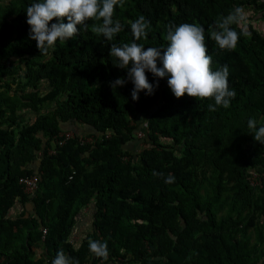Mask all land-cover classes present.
Segmentation results:
<instances>
[{
  "label": "trees",
  "instance_id": "obj_1",
  "mask_svg": "<svg viewBox=\"0 0 264 264\" xmlns=\"http://www.w3.org/2000/svg\"><path fill=\"white\" fill-rule=\"evenodd\" d=\"M34 2L0 0V264H51L61 249L79 264H264V145L247 127L249 118L264 125V0H125L112 41L89 20L51 55L29 38ZM235 7L246 20L232 27L250 35L222 51L208 30ZM141 15L150 25L137 43L146 48L166 47L171 24L205 28L212 70L229 68V108L176 98L167 77L147 72L159 81L153 95L134 101L131 81L110 87L126 77L111 44L131 43ZM32 174L39 186L30 194L19 180ZM87 206L92 221L76 243ZM89 239L107 242V261Z\"/></svg>",
  "mask_w": 264,
  "mask_h": 264
},
{
  "label": "clouds",
  "instance_id": "obj_2",
  "mask_svg": "<svg viewBox=\"0 0 264 264\" xmlns=\"http://www.w3.org/2000/svg\"><path fill=\"white\" fill-rule=\"evenodd\" d=\"M124 3L125 0H36L26 9L29 38L36 41L40 54L51 55L56 50L57 42L64 43L72 39L80 32L81 26L87 29V21L93 20L98 23L91 27L92 33L112 41L122 31L121 23L113 20L115 8H123ZM245 20V10L235 7L227 16L217 20L214 28L210 26L208 38L222 51L235 50L240 35L249 36L250 33L244 29L238 33L232 25L239 26ZM149 25L150 22L141 15L130 25L133 36L131 43L121 46L111 44L109 56L115 58L114 66L126 70V77L109 82L110 87L116 89L131 81V97L134 101L139 99L140 92L153 95L159 81L150 83L147 72L154 78L167 77V85L176 98L187 94L197 100H214V104H208L209 111H216L218 107L229 108L236 96L235 90L229 88V68L223 65L212 70V57L208 55L205 43V28L196 23L171 24L167 30L166 47L146 48L137 41L147 38ZM247 127L254 140L264 145V125L257 127V120L249 118ZM152 174L163 178V173L153 171ZM174 181L172 175L165 178V183ZM88 248L94 257L104 261L109 259L106 241L89 239ZM51 264L79 262L61 249Z\"/></svg>",
  "mask_w": 264,
  "mask_h": 264
},
{
  "label": "built area",
  "instance_id": "obj_3",
  "mask_svg": "<svg viewBox=\"0 0 264 264\" xmlns=\"http://www.w3.org/2000/svg\"><path fill=\"white\" fill-rule=\"evenodd\" d=\"M64 140H59V144H63L67 138L73 136V132L70 131V132H66L64 134ZM139 135H142V133H139ZM251 179V183L253 185H257V184H260L261 180L258 178V174L256 172L253 173V175L250 177ZM20 184L24 187V190L27 192V193H34L38 186H39V175L37 174H32V175H25V176H22L19 180ZM47 230L45 229L44 230V233H46Z\"/></svg>",
  "mask_w": 264,
  "mask_h": 264
},
{
  "label": "rangeland",
  "instance_id": "obj_4",
  "mask_svg": "<svg viewBox=\"0 0 264 264\" xmlns=\"http://www.w3.org/2000/svg\"><path fill=\"white\" fill-rule=\"evenodd\" d=\"M140 144L138 143L139 146H143L144 145V141H139ZM86 213L88 214L87 218L86 217H83L80 221V225L76 228L77 230L74 231V234H73V238L76 239L77 236H81V234H83V230L85 228H88L89 226L87 225V223L89 222V220H91V217H92V213H91V210H87ZM91 216V217H90ZM84 219V220H83ZM90 223V222H89Z\"/></svg>",
  "mask_w": 264,
  "mask_h": 264
},
{
  "label": "crops",
  "instance_id": "obj_5",
  "mask_svg": "<svg viewBox=\"0 0 264 264\" xmlns=\"http://www.w3.org/2000/svg\"><path fill=\"white\" fill-rule=\"evenodd\" d=\"M263 25H264V24H263ZM91 208H92L91 206H87L86 208L83 209L81 215L79 216V221H78L79 223H78V226L80 225V223H81L80 221H82L81 219H82L83 217H86V218H87L88 214L86 213V211H87L88 209L91 210V213H92V209H91ZM90 217H91V216H90ZM83 220H84V219H83ZM90 221H92V220H89V222H90ZM82 222H83V221H82ZM89 222L87 223L88 226H90V224H91V223H89ZM83 223H84V222H83ZM78 226H77V227H78ZM75 230H77V229H75ZM75 230H74V231H75ZM87 230H89V227H88V228H85V229L83 230V234H81V236H77L76 239L73 238V241L76 242V243H79V242L81 241L82 237L84 236V234H85V232H86Z\"/></svg>",
  "mask_w": 264,
  "mask_h": 264
}]
</instances>
